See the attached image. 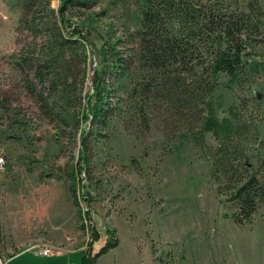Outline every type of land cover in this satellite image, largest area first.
Masks as SVG:
<instances>
[{"label": "rangeland", "instance_id": "obj_1", "mask_svg": "<svg viewBox=\"0 0 264 264\" xmlns=\"http://www.w3.org/2000/svg\"><path fill=\"white\" fill-rule=\"evenodd\" d=\"M27 1L34 8V0H0V150L7 160L0 170V259L6 264H79L115 232L118 247L98 264H264V210L251 224L235 225L234 208L218 195L203 149L189 141L186 124L173 120L159 102L152 101L144 129L130 116L120 88L114 102L123 114L103 135L93 132L91 120L77 121L70 107L63 121L58 111L52 115L42 109L37 95L49 92L36 74L44 37L22 23ZM97 1L85 9L69 8L65 15L68 23L84 28L90 41L84 48L85 72L77 55L67 65L74 72L75 92L82 90L81 106L92 93L96 50L121 39L116 50L128 52L130 34L140 26L141 0ZM239 2L246 11L247 0ZM59 5V0L51 3L55 10ZM252 52L250 70L259 72L251 85L240 90L224 77L207 103L206 113L215 120L205 135L208 146L217 145L213 130L219 121L250 92L260 102V111L251 115L257 116L264 142V47ZM83 140L84 168L78 163ZM43 246L52 250L50 257L35 253Z\"/></svg>", "mask_w": 264, "mask_h": 264}, {"label": "trees", "instance_id": "obj_2", "mask_svg": "<svg viewBox=\"0 0 264 264\" xmlns=\"http://www.w3.org/2000/svg\"><path fill=\"white\" fill-rule=\"evenodd\" d=\"M35 1L32 9L27 1L22 23L44 37L36 74L42 89L49 92L46 97L37 93L42 109L61 115L63 121L70 107L77 121L91 120L93 132L103 135L112 119L123 114L118 100L114 102L120 88L124 87L130 116L144 129L149 128L152 101L159 102L173 120L187 125L182 127L191 134L189 141L203 149L218 195L234 208L235 225L251 224L264 210V142L259 140L257 116L251 115V111H260L257 94L250 92L249 97L240 98L228 110V117L219 121L213 130L214 147L205 142L208 127L215 121L206 110L211 95L223 85L222 78L244 90L259 72L250 70V60L254 48L264 47L261 0H247L246 11L241 10L239 0H141L140 26L130 34V50H116L121 39L106 41L96 50L99 63L92 93L83 97L85 106H81V88L75 92L77 87L70 82L74 72L67 65L77 55L85 72L84 48L90 41L84 28L68 23L65 15L69 8L85 9L98 1L59 0L58 10L51 7L53 0H41L37 8ZM27 88L36 93L33 87ZM86 134L83 132V139ZM251 143L256 148L252 149ZM86 150L83 140L78 162L82 168L88 163ZM74 204L78 206L76 198ZM118 245L119 239L111 232L105 244L94 255L87 253L79 264H95Z\"/></svg>", "mask_w": 264, "mask_h": 264}, {"label": "built area", "instance_id": "obj_3", "mask_svg": "<svg viewBox=\"0 0 264 264\" xmlns=\"http://www.w3.org/2000/svg\"><path fill=\"white\" fill-rule=\"evenodd\" d=\"M7 166V160L3 150H0V170H5ZM36 254L44 257H49L53 254L52 250L49 247L43 246L35 251ZM0 264H6L2 259H0Z\"/></svg>", "mask_w": 264, "mask_h": 264}, {"label": "crops", "instance_id": "obj_4", "mask_svg": "<svg viewBox=\"0 0 264 264\" xmlns=\"http://www.w3.org/2000/svg\"><path fill=\"white\" fill-rule=\"evenodd\" d=\"M21 252H23V251H21ZM21 252H19V253L16 254L15 256H18ZM15 256H13V257H15ZM38 256H40V255H38ZM103 256H104V255H103ZM103 256H101V257L96 261L95 264H98V262L101 260V258H102ZM13 257H10L9 260H10L11 258H13ZM43 257H44V256H43ZM49 257H50V256H49ZM9 260H8L7 262H9Z\"/></svg>", "mask_w": 264, "mask_h": 264}]
</instances>
